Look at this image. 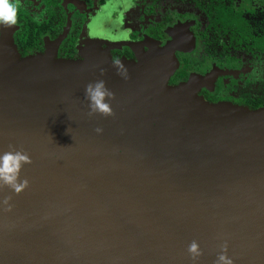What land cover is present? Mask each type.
I'll list each match as a JSON object with an SVG mask.
<instances>
[{"label":"water","instance_id":"95a60500","mask_svg":"<svg viewBox=\"0 0 264 264\" xmlns=\"http://www.w3.org/2000/svg\"><path fill=\"white\" fill-rule=\"evenodd\" d=\"M85 56L21 58L0 42V154L32 160L30 187L0 192L14 205L0 211V264H192V240L198 264L225 241L234 264H264V108L169 85L162 59L121 61L125 80L110 55ZM97 80L112 117L88 115Z\"/></svg>","mask_w":264,"mask_h":264},{"label":"flooded vegetation","instance_id":"af4514ba","mask_svg":"<svg viewBox=\"0 0 264 264\" xmlns=\"http://www.w3.org/2000/svg\"><path fill=\"white\" fill-rule=\"evenodd\" d=\"M4 35L22 58L81 60L99 48L113 61L162 59L172 86L191 85L208 103L264 108V0H133L123 8L108 0H19L17 23L0 26V42Z\"/></svg>","mask_w":264,"mask_h":264},{"label":"clouds","instance_id":"9594fccd","mask_svg":"<svg viewBox=\"0 0 264 264\" xmlns=\"http://www.w3.org/2000/svg\"><path fill=\"white\" fill-rule=\"evenodd\" d=\"M18 3L19 0H0V26L11 27L18 20ZM117 69V75L123 79H128V70L119 60L113 62ZM104 69H101V75ZM85 99L89 101V117L101 115L112 117L115 115L111 104L106 101L115 100V93L106 87L104 80L89 82L84 90ZM97 134H101L103 129L97 127ZM30 155L23 149H17L14 145L9 144L8 151L0 154V192L9 189L16 196L23 194L29 187L30 182L27 178L21 179L20 173L25 165H31ZM13 196H0V211L10 213L13 211ZM47 219V217H45ZM192 264H198L203 251L196 240H192L186 249ZM228 244L225 241L219 246V252L214 264H234V260L228 256Z\"/></svg>","mask_w":264,"mask_h":264},{"label":"rangeland","instance_id":"374dc122","mask_svg":"<svg viewBox=\"0 0 264 264\" xmlns=\"http://www.w3.org/2000/svg\"><path fill=\"white\" fill-rule=\"evenodd\" d=\"M111 1H112V5L113 6H115V7H119V8H123V6H127V4H129V3H131L133 0H108V2L109 3H111ZM37 9V8H36ZM134 17H135V9L134 8H132L131 9V12H130V15L129 16H127L126 17V20H127V23H129V24H131L132 22H133V20H134ZM133 26V25H132ZM116 36H118V35H116ZM118 38H120V37H118ZM91 40V39H90ZM99 40H94V41H90V42H98ZM139 46H141V45H139V44H133V47H139ZM92 49H94V48H92ZM93 51V50H92ZM102 52H104L105 53V51L104 50H101V53ZM106 54V53H105ZM84 57H86V56H84ZM145 60H147V59H139V62L141 63V61H145ZM138 62V63H139Z\"/></svg>","mask_w":264,"mask_h":264},{"label":"bare ground","instance_id":"6f19581e","mask_svg":"<svg viewBox=\"0 0 264 264\" xmlns=\"http://www.w3.org/2000/svg\"><path fill=\"white\" fill-rule=\"evenodd\" d=\"M95 49V48H94ZM93 49H87L85 52H86V54L85 55H88V56H93L94 54H96L98 51H99V48H96L95 50H93Z\"/></svg>","mask_w":264,"mask_h":264},{"label":"trees","instance_id":"16d2710c","mask_svg":"<svg viewBox=\"0 0 264 264\" xmlns=\"http://www.w3.org/2000/svg\"><path fill=\"white\" fill-rule=\"evenodd\" d=\"M22 58V57H21ZM170 85V84H169ZM212 104H214V103H212Z\"/></svg>","mask_w":264,"mask_h":264},{"label":"crops","instance_id":"0c3cea01","mask_svg":"<svg viewBox=\"0 0 264 264\" xmlns=\"http://www.w3.org/2000/svg\"><path fill=\"white\" fill-rule=\"evenodd\" d=\"M96 49V48H95Z\"/></svg>","mask_w":264,"mask_h":264}]
</instances>
